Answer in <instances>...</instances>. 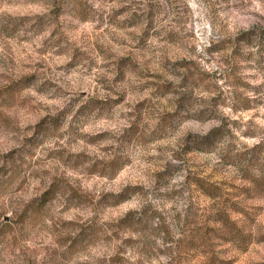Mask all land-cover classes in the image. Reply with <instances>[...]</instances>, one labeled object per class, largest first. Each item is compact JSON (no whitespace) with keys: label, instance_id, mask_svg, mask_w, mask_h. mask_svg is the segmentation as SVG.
<instances>
[{"label":"rangeland","instance_id":"rangeland-1","mask_svg":"<svg viewBox=\"0 0 264 264\" xmlns=\"http://www.w3.org/2000/svg\"><path fill=\"white\" fill-rule=\"evenodd\" d=\"M0 264H264V0H0Z\"/></svg>","mask_w":264,"mask_h":264},{"label":"trees","instance_id":"trees-1","mask_svg":"<svg viewBox=\"0 0 264 264\" xmlns=\"http://www.w3.org/2000/svg\"><path fill=\"white\" fill-rule=\"evenodd\" d=\"M127 190L120 192L117 195L111 194L108 196H104V201L107 203L108 207H116L117 205L121 204L124 200H126L125 194H126ZM55 191L53 188H48L42 195L39 201L38 206L34 209L36 211L43 209V207L45 206V204L48 203V201L54 196ZM237 207L235 206L233 209H231L235 214H240L241 210L240 209H236ZM217 217H219L220 221V225L222 227V229L226 230L228 229V225L230 224L229 218L226 215V213L224 212V210L221 208L218 213L216 214ZM228 225H227V224Z\"/></svg>","mask_w":264,"mask_h":264}]
</instances>
